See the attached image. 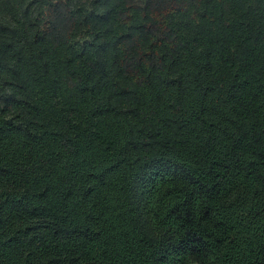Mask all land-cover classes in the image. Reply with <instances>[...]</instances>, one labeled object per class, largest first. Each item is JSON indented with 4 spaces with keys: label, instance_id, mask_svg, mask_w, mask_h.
<instances>
[{
    "label": "trees",
    "instance_id": "16d2710c",
    "mask_svg": "<svg viewBox=\"0 0 264 264\" xmlns=\"http://www.w3.org/2000/svg\"><path fill=\"white\" fill-rule=\"evenodd\" d=\"M0 264H264V0H0Z\"/></svg>",
    "mask_w": 264,
    "mask_h": 264
}]
</instances>
